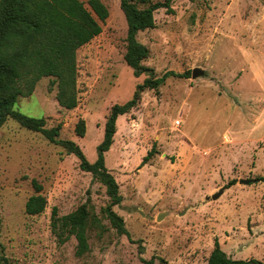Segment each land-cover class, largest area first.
<instances>
[{
	"label": "rangeland",
	"instance_id": "1",
	"mask_svg": "<svg viewBox=\"0 0 264 264\" xmlns=\"http://www.w3.org/2000/svg\"><path fill=\"white\" fill-rule=\"evenodd\" d=\"M102 2L110 12L103 31L78 50V108L60 107L51 77L14 107L45 118L48 128L60 126V139L77 143L92 163L111 108L131 100L147 78H136L125 62L120 0ZM171 8L155 12V28L138 40L155 77H180L142 94L118 119L105 155L123 196L113 210L130 236L114 227L106 186L82 171L76 156L9 119L0 128V264H162L159 257L205 264L216 240L232 259L264 263V0H173ZM196 68L205 75L193 79ZM80 119L84 137L76 134ZM34 180L48 200L39 216L25 212L37 194ZM84 204L90 249L78 256L76 239L60 243L51 222L54 209L64 216Z\"/></svg>",
	"mask_w": 264,
	"mask_h": 264
},
{
	"label": "trees",
	"instance_id": "2",
	"mask_svg": "<svg viewBox=\"0 0 264 264\" xmlns=\"http://www.w3.org/2000/svg\"><path fill=\"white\" fill-rule=\"evenodd\" d=\"M172 1L120 0L128 24L125 62L136 78L142 75H147V78L137 85L131 100L111 108L106 119L104 139L98 146V158L92 163L77 143L60 139V126L48 128L45 118L29 117L14 107L21 98L32 96L43 78L51 77L54 78L52 84H57V101L60 107L65 110L78 108V50L102 33L103 24L110 16L109 9L102 0H88L87 4L81 0H0V128L9 119H13L21 127L40 133L50 143L60 145L69 154L76 156L80 169L91 173L94 180L106 186L111 200L107 215L114 227L128 237L130 233L125 227L124 219L113 210L122 204L123 196L119 184L106 166L105 155L114 143L118 119L139 104L142 94L147 90L159 89L171 76L180 77L173 72L155 77L153 70L144 65L150 51L138 40L141 32L155 28V12L160 9L171 12ZM140 4L147 6L141 8ZM189 74L181 77L189 78ZM86 131V121L80 119L76 125V134L84 137ZM155 152L154 148L142 164L145 165ZM259 181H264V178ZM234 184L236 180L229 186ZM33 186L37 194L28 199L25 212L29 216H39L45 212L48 200L40 194L42 186L37 181H33ZM88 208V205L84 204L64 216H59L57 209H54L52 214L53 233L63 244L74 237L77 241L78 256L86 254L90 249L88 230L91 212ZM158 260L162 264H170L162 257ZM154 261V258L143 259L145 264H154ZM207 264L264 263L256 259L234 260L216 240Z\"/></svg>",
	"mask_w": 264,
	"mask_h": 264
},
{
	"label": "water",
	"instance_id": "3",
	"mask_svg": "<svg viewBox=\"0 0 264 264\" xmlns=\"http://www.w3.org/2000/svg\"><path fill=\"white\" fill-rule=\"evenodd\" d=\"M204 75H205V71H203L200 68H196L192 71V78L193 79L200 78ZM239 182L242 184H249L250 183V181H246V180H240ZM223 193H224V189H221L218 193H216L215 195L212 196V200H217Z\"/></svg>",
	"mask_w": 264,
	"mask_h": 264
},
{
	"label": "crops",
	"instance_id": "4",
	"mask_svg": "<svg viewBox=\"0 0 264 264\" xmlns=\"http://www.w3.org/2000/svg\"><path fill=\"white\" fill-rule=\"evenodd\" d=\"M221 245V244H220ZM222 248V247H221ZM213 251V250H212ZM212 253V252H211ZM211 255V254H210ZM228 255V254H227ZM229 256V255H228ZM210 257V256H209ZM231 258V257H230ZM209 259V258H208ZM234 260H242V259H236V258H234ZM257 260V259H256ZM208 261V260H207ZM170 264H172V263H170ZM205 264H207V262L205 263Z\"/></svg>",
	"mask_w": 264,
	"mask_h": 264
},
{
	"label": "built area",
	"instance_id": "5",
	"mask_svg": "<svg viewBox=\"0 0 264 264\" xmlns=\"http://www.w3.org/2000/svg\"><path fill=\"white\" fill-rule=\"evenodd\" d=\"M180 125H181V121H177V122H176V126L179 127Z\"/></svg>",
	"mask_w": 264,
	"mask_h": 264
}]
</instances>
